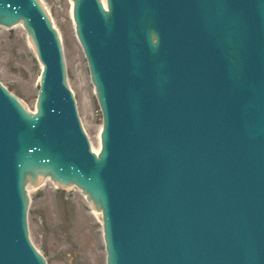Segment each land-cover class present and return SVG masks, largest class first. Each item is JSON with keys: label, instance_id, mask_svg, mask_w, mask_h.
Instances as JSON below:
<instances>
[{"label": "water", "instance_id": "water-1", "mask_svg": "<svg viewBox=\"0 0 264 264\" xmlns=\"http://www.w3.org/2000/svg\"><path fill=\"white\" fill-rule=\"evenodd\" d=\"M74 2L99 156L40 1L0 0L45 66L36 114L0 86V264H46L25 186L47 176L103 211L108 264H264V0Z\"/></svg>", "mask_w": 264, "mask_h": 264}, {"label": "rangeland", "instance_id": "rangeland-1", "mask_svg": "<svg viewBox=\"0 0 264 264\" xmlns=\"http://www.w3.org/2000/svg\"><path fill=\"white\" fill-rule=\"evenodd\" d=\"M62 37L68 85L92 146L98 149L103 117L86 56L76 36L72 0H41ZM41 65L23 27L0 29V81L36 110ZM77 188L47 182L30 188L29 235L48 264H106L103 224Z\"/></svg>", "mask_w": 264, "mask_h": 264}, {"label": "bare ground", "instance_id": "bare-ground-1", "mask_svg": "<svg viewBox=\"0 0 264 264\" xmlns=\"http://www.w3.org/2000/svg\"><path fill=\"white\" fill-rule=\"evenodd\" d=\"M104 1H106V0H104ZM19 26L22 27V25H19ZM31 46H32V45H31ZM100 147H101V145H99L98 149H95V148L93 147V150H94L95 152L99 153V151H100ZM47 182H51V183L57 188V186H56V185H55V184H54L49 178H44V179H40L39 185L36 186V187L31 186V185H28V186H27L28 193L30 194V188H31V187H33L34 190H38V189H40L42 186L46 185ZM68 188H74V187H68ZM91 208H92V210H93V211H92V214L95 215L96 217H99V218L101 219V212L96 211L95 207H94L92 204H91Z\"/></svg>", "mask_w": 264, "mask_h": 264}]
</instances>
